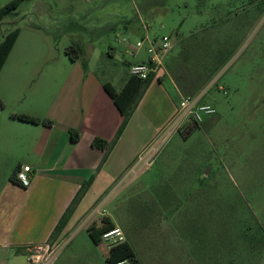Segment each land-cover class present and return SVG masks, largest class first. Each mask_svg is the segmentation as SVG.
<instances>
[{
	"label": "rangeland",
	"instance_id": "374dc122",
	"mask_svg": "<svg viewBox=\"0 0 264 264\" xmlns=\"http://www.w3.org/2000/svg\"><path fill=\"white\" fill-rule=\"evenodd\" d=\"M12 1L0 0V8ZM250 2L23 0L0 24V41L16 27L23 31L21 41L32 36L45 39L43 45L22 49L33 54V62L26 64L34 80L55 71L70 75L88 64L120 90L128 65L148 59V43L135 57L132 47L119 43L128 38L134 46L142 39L140 18L150 25L152 38H172L173 54L179 36L190 35L211 19H230L222 28L230 39L231 58L201 91V102L217 113L187 137L160 133L99 205L124 231L140 264H264V0L258 5ZM71 46L80 55L74 62L66 54ZM168 81L165 87L177 105L180 96L173 95ZM160 92L165 94L162 88ZM54 96L52 91L27 95L17 101L18 107L1 101L0 139L19 132L12 126V115L45 113ZM168 105L152 102L139 108L151 116L153 111H168ZM151 133L139 111L116 155L121 166ZM162 142L154 162L144 166L141 158ZM10 176L0 170V187ZM72 235L59 245L51 264H107L100 254H81L89 240L86 231L66 249ZM8 264L31 263L24 254L12 256Z\"/></svg>",
	"mask_w": 264,
	"mask_h": 264
},
{
	"label": "crops",
	"instance_id": "0c3cea01",
	"mask_svg": "<svg viewBox=\"0 0 264 264\" xmlns=\"http://www.w3.org/2000/svg\"><path fill=\"white\" fill-rule=\"evenodd\" d=\"M22 35L21 29L0 72V100L5 106L18 107L17 101L27 95L35 97V94L42 91H52L55 96L52 102L45 105V113H17L50 120L51 126L24 123L12 115V126L19 132L0 139V170L6 176L12 174L17 166H30L33 171L32 183L28 187L15 185L10 182V178L0 187V264H8L12 256H27L26 249L29 246L50 243L52 233L62 216L82 186L91 178L90 187L80 200L58 242L61 244L67 236L74 233L66 246L67 249L86 231L89 240L84 253L81 254H100L107 263L108 248L103 243H94L88 229L93 225L101 226L104 218L118 226L108 212L103 213L98 209L101 200L106 192L115 187L137 156L158 138L175 117L180 101L177 105L172 104L173 96L166 89L165 80L168 79V83L172 85L173 95L180 96L181 92L168 73L155 76L137 102L114 148L106 157L105 151L94 148L92 142L95 138L114 140L124 120L104 89L106 82L88 64L73 70L70 75H61L55 71L34 80V72L26 64V60L33 62V54L31 51L23 52L22 49L28 45L33 48L43 45L45 39L32 36L21 41ZM129 78L127 67L120 90ZM29 82L35 86L27 89L25 86ZM160 88L164 90V95L161 94ZM152 102L170 104L169 110L153 111L149 116L139 108ZM139 111L144 113L152 133L138 152L121 166L116 155ZM126 240L129 242L127 237ZM17 250H21V253L17 254Z\"/></svg>",
	"mask_w": 264,
	"mask_h": 264
},
{
	"label": "trees",
	"instance_id": "16d2710c",
	"mask_svg": "<svg viewBox=\"0 0 264 264\" xmlns=\"http://www.w3.org/2000/svg\"><path fill=\"white\" fill-rule=\"evenodd\" d=\"M22 1L23 0H13L9 4L0 8V24H2L3 20L9 14L19 8ZM254 3L258 5L260 0H251L249 4ZM261 7H264L263 2L260 4V8ZM229 21V18H221L218 21L211 19L206 25L194 30L190 33V35L185 37L179 36L176 53L173 54L172 51L166 60V68L167 73L171 76L182 94L186 96H197L201 94V91L210 84L215 76L228 63L233 49L230 45V39H228L227 34L223 33L222 27L228 24ZM20 32L21 29L16 27L7 34L3 41H0V72L6 63L20 35ZM72 52H77L76 57L71 55ZM66 54L70 56V59L73 62L80 56L78 49L75 46L69 47L66 50ZM154 77L155 74H152L146 81H140L130 77L125 86L119 91H117L111 83H104V89L124 117L122 126L120 127L114 140L106 141L100 138H95L92 142V146L94 148L105 151L106 157L114 148L117 140L127 126L132 112L142 96L143 91H145V89L150 85ZM0 106H3L1 100ZM14 117L17 120L28 124H42L44 126L52 125V121L50 120H42L28 115L16 114ZM20 169V166L16 167L10 176V182L18 186H23L17 178V174ZM91 183L92 178L82 186L79 193L62 216L52 233L50 240L51 244L56 245L60 243L58 242L60 235ZM114 227L115 226L111 222L104 218L102 219L101 226L93 225L88 229V232L94 243L100 244L103 234ZM16 253L20 254L21 250H17ZM121 260H128L130 264H140L136 253L129 242L119 245L111 250L107 258V263L110 264Z\"/></svg>",
	"mask_w": 264,
	"mask_h": 264
},
{
	"label": "built area",
	"instance_id": "2783aa9c",
	"mask_svg": "<svg viewBox=\"0 0 264 264\" xmlns=\"http://www.w3.org/2000/svg\"><path fill=\"white\" fill-rule=\"evenodd\" d=\"M140 24L144 31L141 40H138L134 46H132V43L128 38L119 40V43H125L130 46V48L132 47L133 49L130 54L134 57L141 49H143L145 43H148V61L145 63H131L128 65V73L130 77L140 81H146L152 74H155V76L158 74H167L166 60L174 50L175 45L172 38L168 35H164L160 40L156 37L152 38L150 36L151 27L142 18H140ZM180 97V103L175 117L163 130V133L165 132L169 135L168 137H171L177 132L184 135V137H187L203 126L207 118H210L217 113L212 105L201 102L202 93L197 96L180 95ZM163 143L164 142L154 150L151 148L149 151L151 154L141 158V161L144 162V166H149L154 162L164 145ZM32 173L33 171L30 166H23L18 172L17 178L23 186L28 187L32 183ZM126 242V235L118 226L105 232L101 239V243L106 245L109 253L115 247ZM59 245L60 243L56 245L46 243L27 247L26 252L28 261L31 264H51L60 253L58 250ZM110 264H130V262L128 260H121Z\"/></svg>",
	"mask_w": 264,
	"mask_h": 264
}]
</instances>
